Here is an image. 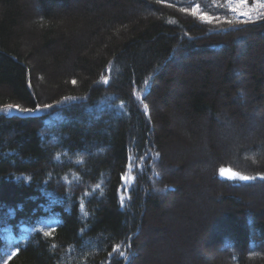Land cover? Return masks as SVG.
<instances>
[{"label": "trees", "instance_id": "trees-1", "mask_svg": "<svg viewBox=\"0 0 264 264\" xmlns=\"http://www.w3.org/2000/svg\"><path fill=\"white\" fill-rule=\"evenodd\" d=\"M128 1L146 4L161 17L122 9L94 19L86 9L65 19L53 7L68 6L70 0H40L44 11L39 24L26 29L23 23L30 14L23 0H0V264H157L135 263L143 212L159 207L149 191L156 179L146 176L152 169L158 176L155 182L164 176L161 144L166 135L155 128L151 106L157 80L178 46L192 54L219 51L225 39L232 50L223 56L222 80L230 83L233 39L245 31L262 35L258 30L264 28V0ZM102 19L114 25L104 34L98 31ZM82 34L88 35L85 42L75 43ZM36 55L42 57L34 63ZM203 62L197 58L181 65L192 72L185 93L175 91L184 76L173 70L156 92L159 100L165 104L174 93L186 95L191 116L216 114V98L206 89L208 80L215 84L213 71ZM263 68L264 62L253 73L261 90ZM39 75L47 80L37 84V92ZM8 105L41 108L7 113ZM233 111L238 109L233 106ZM251 147L258 152L264 142ZM150 148L157 163L141 160V191L137 185L126 203L121 186L130 155L147 156ZM245 162L251 169L232 161L212 165L213 182L237 194H226L230 203L211 224L219 230L226 225L223 241L228 240L226 254L232 264H264V217L238 193L264 184V167L252 165L251 159ZM226 166L250 179L222 178ZM161 184L177 191L167 181ZM220 241L215 240V249L220 250Z\"/></svg>", "mask_w": 264, "mask_h": 264}, {"label": "rangeland", "instance_id": "rangeland-1", "mask_svg": "<svg viewBox=\"0 0 264 264\" xmlns=\"http://www.w3.org/2000/svg\"><path fill=\"white\" fill-rule=\"evenodd\" d=\"M23 2L28 9L27 14H30L29 18L24 21L23 26L26 29H30L31 26L39 24L38 18L43 14L44 10L40 5V0H23ZM129 5L132 9L129 7ZM86 9L90 10L89 14L90 16L94 17V19L97 18L96 15L98 14L111 16L115 12L124 11L122 9H127V14L135 13L142 16L151 15L161 17V15L157 13L152 7L146 4H133L128 0H85L82 2L69 4L68 6L55 5L53 7V12L61 17H65L66 19V16L69 17L72 15H77ZM123 13L125 14V12ZM63 21L59 23L60 26L64 24ZM112 27H114V25L109 24L106 22V20L102 19V22H99L98 31L100 34H104ZM258 31L259 33L261 32L262 35L264 34V28H259ZM262 35H258L257 33L250 31H245L241 34H238L233 39L235 61L236 56H244L241 58L244 60L249 50H251L253 51V54L252 58L249 60H256L258 61V67H263L264 35ZM87 36L82 34L78 36V38L75 37L74 42L77 43V40L79 42H85ZM251 38H254L253 40L255 41L251 42L249 46L248 41L251 40ZM222 40L224 41V45L219 48V51L202 50L198 53L192 54L190 51L178 46V49L180 50L171 60L167 62L165 69L162 70L163 72L161 73L163 75L157 80V87L159 89L164 87V79L168 78L173 70L180 71V74H183V76L192 75L191 71L181 68L182 64H189L190 60L192 59L197 60L198 58V60L206 61L208 60L207 57H213L217 55L220 63H222L224 60L223 56H228L229 52L232 50L227 41H225V39ZM219 42L222 41L218 40L216 43ZM26 43L27 41L24 40L22 45L26 46ZM92 47L93 46H91V49H94V47ZM39 57L42 56L36 55L33 58V62L37 63ZM223 63L221 65L225 70ZM67 64L68 63H65V66ZM203 66L209 68V66L206 64H203ZM242 71V65L240 62L236 61L233 68L231 69L230 83L227 81L224 82V80L221 79V85H218L217 87L216 83L212 85L208 80V86L206 89H208L210 95L215 96L216 98V109L218 110L216 114H212L208 111L205 114L199 116H191L187 110L186 102L188 97L186 95L178 96L179 94L175 95L174 93V96H170L171 98L168 96L166 103L163 104L156 94L159 89L157 88L158 90L156 89L157 91L153 93L151 97V106L154 126L157 130L165 131L166 135L161 144L163 153L161 167L163 168L164 176L161 182L157 183L155 181L157 180L158 176L155 174V171L152 169V171L150 170L147 173L146 177L148 180L156 179L151 182V189L149 191L150 196H155L159 200V209L150 207L145 208L142 215L143 225L146 221H151V219L156 218L164 205L177 202L183 193L184 187H187L189 190V186H198L197 192L211 191L214 196L224 195L226 197L222 203L219 204V206L221 205L223 207H227V202L230 203L227 200L228 195L231 194L232 196L236 195L237 193H231V191L227 189L225 185L221 186L213 182L211 167L217 161H232L234 163L248 166V163H246L245 160L251 159L252 165L255 164L257 167H264V147L258 152H251L252 144H255L258 141L264 142V111L263 115H257L256 113L258 112H256V107L254 106L255 103H251L250 105L246 104L248 96L247 94H249V92L253 91L256 94L262 92L264 94V88H262V90L258 88L254 81H252L249 87L246 88L245 85L239 81L243 74ZM35 79V89L38 92L37 84L44 83L47 78L46 76L39 75L35 76ZM231 83L235 84V88L232 91L229 86ZM180 89L181 85L177 84L175 91L177 90L179 92ZM222 92H226L228 94L227 100L221 98L220 94ZM259 99L260 102L264 104V97H260ZM231 104L238 109L237 112L233 111V106ZM38 108L32 110L38 111ZM242 108L248 109V111H245ZM91 115L94 117L93 114ZM241 147H243V149H241L242 154L239 155L238 149ZM148 152L149 154H147V156H136L134 154L130 155L129 164L122 178L121 186V200L126 203L131 201L132 190L134 189L133 191H135L137 185V190L141 191L140 186H142V183L138 184L141 179L138 176H143L144 172V170L143 172L140 171L141 160H145V165L148 164L149 160L152 161L151 165L157 163V156L156 153L152 151V148H150ZM255 158H259L260 160L256 161ZM178 168H181L179 172L177 171ZM226 168H231L234 170V173H238L233 167L226 166ZM248 168L251 169L249 166ZM241 177L244 176L239 174L238 176H235L234 179H241ZM164 181L176 186L177 191H167L166 188L161 184ZM182 184L183 186H181ZM186 184L188 186H186ZM238 193L243 195L244 200L248 202L251 207L256 208V204L259 203L264 197V184L259 186L245 187L241 189V192L239 191ZM156 209L158 211L153 213ZM219 210L220 209H216L215 212ZM143 225L141 227V232L135 238V241L137 244L139 243L140 246L142 243L141 240L143 241L146 236V230L143 228ZM210 226H208L205 230V233L201 235H204V244L206 245V248L204 253H201L204 254L203 259L198 261L197 264H232L231 255V258H229V255L226 254V249L228 248L226 243L228 240L226 239L223 241V237H227L228 233L226 231V225L222 226L220 230L218 229V225L211 224ZM218 239L221 240L219 244L220 250L215 249V240ZM147 254L148 255H141L140 253V256L138 254L135 263L142 260H148L151 261L150 263L156 262L157 264H186L185 258L183 259V257L180 255H161L155 252H148ZM260 258H264V250L260 252ZM126 259H128V256Z\"/></svg>", "mask_w": 264, "mask_h": 264}, {"label": "bare ground", "instance_id": "bare-ground-1", "mask_svg": "<svg viewBox=\"0 0 264 264\" xmlns=\"http://www.w3.org/2000/svg\"><path fill=\"white\" fill-rule=\"evenodd\" d=\"M82 1L85 0H71L69 4ZM196 40H200V38H196ZM252 52L248 53L244 60L241 59L244 56H236V61L240 62L243 69V74L239 81L246 88L254 81L253 73L258 69V61L249 60L252 58ZM207 59L206 61L203 60L204 64L212 69L214 82L218 87V85H221L224 68L217 55L207 57ZM189 82L190 77L188 75L184 76V82L179 93L187 91ZM220 95L222 99L227 100L228 94L226 92H222ZM247 95L246 104L255 103L254 106L256 107V112H258L256 114L263 115L264 104L260 102L258 95L253 91ZM243 110L248 111V109ZM180 169L178 168L177 171L179 172ZM186 186L188 185L186 184ZM197 187L189 186V190L184 187L183 193L177 202L164 205L156 218L144 223L143 228L146 230V236L143 241L141 240V246H138V252L141 251L139 256L140 253L141 255H148V252H155L161 255H180L183 259L185 258L186 264H197L198 261L203 259L204 254L201 253H204L206 245L204 244V235H201L205 233L212 219L217 218L224 212L222 210L215 212V210L223 208L219 204L222 203L225 196H214L211 191L197 192ZM255 207L259 210L260 218H263L264 197Z\"/></svg>", "mask_w": 264, "mask_h": 264}, {"label": "snow or ice", "instance_id": "snow-or-ice-1", "mask_svg": "<svg viewBox=\"0 0 264 264\" xmlns=\"http://www.w3.org/2000/svg\"><path fill=\"white\" fill-rule=\"evenodd\" d=\"M73 83H75V81H73ZM65 99H67V98H65ZM57 103H59V102H57ZM44 107L45 108H51L52 105H44ZM145 107H147V105ZM6 110L7 111H12V110H16V111H32L31 109H22L19 105H8ZM223 171L224 170L221 169V172H223ZM238 175H239L238 173L234 174V176H238ZM241 178L244 179V180L250 179L249 177H241Z\"/></svg>", "mask_w": 264, "mask_h": 264}, {"label": "water", "instance_id": "water-1", "mask_svg": "<svg viewBox=\"0 0 264 264\" xmlns=\"http://www.w3.org/2000/svg\"><path fill=\"white\" fill-rule=\"evenodd\" d=\"M229 175L231 174V172L228 173Z\"/></svg>", "mask_w": 264, "mask_h": 264}]
</instances>
